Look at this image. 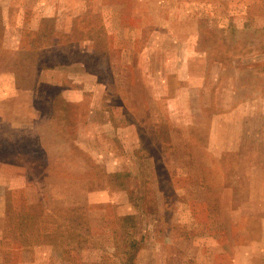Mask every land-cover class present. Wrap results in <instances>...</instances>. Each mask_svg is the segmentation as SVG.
Returning a JSON list of instances; mask_svg holds the SVG:
<instances>
[{
	"label": "rangeland",
	"instance_id": "rangeland-1",
	"mask_svg": "<svg viewBox=\"0 0 264 264\" xmlns=\"http://www.w3.org/2000/svg\"><path fill=\"white\" fill-rule=\"evenodd\" d=\"M0 74L3 260L264 264V0H0Z\"/></svg>",
	"mask_w": 264,
	"mask_h": 264
},
{
	"label": "crops",
	"instance_id": "crops-1",
	"mask_svg": "<svg viewBox=\"0 0 264 264\" xmlns=\"http://www.w3.org/2000/svg\"><path fill=\"white\" fill-rule=\"evenodd\" d=\"M1 76H3V74H0V77ZM6 82L7 83L4 84V81H0V102L3 103L2 105L3 109L0 114V120H6L8 125L11 128H15L17 131L18 130L22 131V129H25V128H29V129L32 128L31 130H33L34 126L36 125L35 123H36L38 113L33 103L32 97H26L25 99H23L18 94L19 90L16 88L14 83L11 84L10 81H6ZM11 90L16 91L14 96L9 95V94H13V93H10ZM8 99H11V106H9L10 108L6 109L5 107L7 106H6V103H4V101ZM23 165L24 164H22V166L18 164H13L12 162L4 161V160L0 161L1 170L15 168V170L17 171V177H18L16 184L18 185L19 184L23 185L26 181L25 166ZM1 176L3 175L0 174V185H3V190H6L7 185L9 183V181L7 180L8 177L6 178L4 177L3 179L1 178ZM18 185L16 186V188L19 187ZM9 188L11 187H8L7 189ZM4 210L5 209L3 207L2 214L0 215L1 216L0 221L2 217L4 216L3 215ZM4 242H5L4 225L0 224V244ZM197 245H199V243L192 242L191 247L193 246V248L196 249V251H198ZM47 249H52V246L37 243L36 245L33 246V249L31 250L32 252H26L23 245L17 242L16 245L15 244L11 245V249L9 250L10 252L8 251L10 254L8 252L6 253L11 256L10 259L3 260V258L0 257V264H42V263L45 264V262H42V261H46L50 263L51 261L50 257H46L45 254L42 256L41 254L42 250L43 252H45L47 251ZM143 249L141 248L140 251L137 252L136 259L138 260L139 263L152 264L153 260L149 259V257H144L143 259H141L142 257H139L142 254V252L145 250ZM179 249H181V247ZM193 252L195 253V251ZM170 254H171L170 252H168L167 254V251H165L164 257H162V260H161V264L170 263V260H169ZM210 264L212 263L210 262Z\"/></svg>",
	"mask_w": 264,
	"mask_h": 264
}]
</instances>
